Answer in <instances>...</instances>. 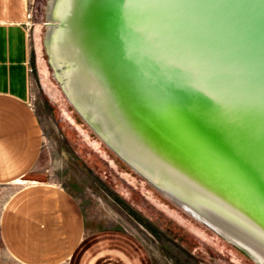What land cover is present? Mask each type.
Listing matches in <instances>:
<instances>
[{
	"label": "water",
	"instance_id": "obj_1",
	"mask_svg": "<svg viewBox=\"0 0 264 264\" xmlns=\"http://www.w3.org/2000/svg\"><path fill=\"white\" fill-rule=\"evenodd\" d=\"M77 112L132 169L264 264V0H50Z\"/></svg>",
	"mask_w": 264,
	"mask_h": 264
},
{
	"label": "rangeland",
	"instance_id": "obj_2",
	"mask_svg": "<svg viewBox=\"0 0 264 264\" xmlns=\"http://www.w3.org/2000/svg\"><path fill=\"white\" fill-rule=\"evenodd\" d=\"M49 1L31 0L30 23L31 101L43 127L45 158L43 168L22 183L65 188L94 227H118L138 238L151 264H259L132 169L77 112L54 76L45 46Z\"/></svg>",
	"mask_w": 264,
	"mask_h": 264
},
{
	"label": "crops",
	"instance_id": "obj_3",
	"mask_svg": "<svg viewBox=\"0 0 264 264\" xmlns=\"http://www.w3.org/2000/svg\"><path fill=\"white\" fill-rule=\"evenodd\" d=\"M30 23L31 0H0V264H151L138 238L94 227L65 188L22 183L45 158Z\"/></svg>",
	"mask_w": 264,
	"mask_h": 264
}]
</instances>
